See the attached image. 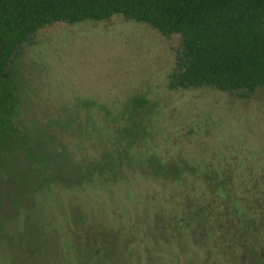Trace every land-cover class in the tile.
Masks as SVG:
<instances>
[{"label": "rangeland", "instance_id": "rangeland-1", "mask_svg": "<svg viewBox=\"0 0 264 264\" xmlns=\"http://www.w3.org/2000/svg\"><path fill=\"white\" fill-rule=\"evenodd\" d=\"M179 52L120 17L23 46L15 123L39 161L0 179V264H264V88L168 92Z\"/></svg>", "mask_w": 264, "mask_h": 264}, {"label": "trees", "instance_id": "trees-1", "mask_svg": "<svg viewBox=\"0 0 264 264\" xmlns=\"http://www.w3.org/2000/svg\"><path fill=\"white\" fill-rule=\"evenodd\" d=\"M113 17L178 37L180 52L164 81L168 92L210 89L244 100L264 88V0H0V179L23 159L39 161L15 123L17 54L49 26ZM126 106L121 119L128 125L119 134L135 139L147 101L134 96Z\"/></svg>", "mask_w": 264, "mask_h": 264}]
</instances>
